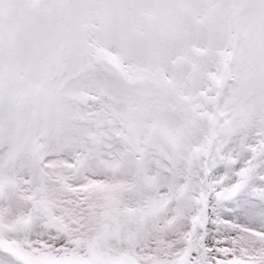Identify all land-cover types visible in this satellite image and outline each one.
I'll return each instance as SVG.
<instances>
[{"label": "snow or ice", "instance_id": "1", "mask_svg": "<svg viewBox=\"0 0 264 264\" xmlns=\"http://www.w3.org/2000/svg\"><path fill=\"white\" fill-rule=\"evenodd\" d=\"M0 264H264V0H0Z\"/></svg>", "mask_w": 264, "mask_h": 264}]
</instances>
